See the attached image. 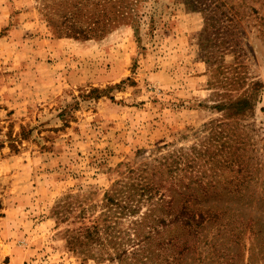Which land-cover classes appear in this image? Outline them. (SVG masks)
I'll use <instances>...</instances> for the list:
<instances>
[{
    "label": "rangeland",
    "instance_id": "1",
    "mask_svg": "<svg viewBox=\"0 0 264 264\" xmlns=\"http://www.w3.org/2000/svg\"><path fill=\"white\" fill-rule=\"evenodd\" d=\"M189 185L264 200V0H0V264H140Z\"/></svg>",
    "mask_w": 264,
    "mask_h": 264
},
{
    "label": "trees",
    "instance_id": "2",
    "mask_svg": "<svg viewBox=\"0 0 264 264\" xmlns=\"http://www.w3.org/2000/svg\"><path fill=\"white\" fill-rule=\"evenodd\" d=\"M239 13L235 11V14ZM251 105L249 97H242L232 102L229 109L241 113ZM144 183L143 186L150 188L148 190L154 188L148 179H145ZM137 185L132 184V189L135 190ZM192 188L195 190L189 191L187 186H185L186 190L174 188L175 195L169 200H165L166 195L162 194L157 201H153V206L145 220L134 223L135 240L134 238L132 240L134 242V251H132L135 263L183 264L192 252L197 251V258L203 264H216L220 259L227 260L226 264H238L237 261L241 258L243 250V254L244 252L245 255L247 254V264H250L252 246L245 247L241 243L245 227L248 226L249 239L252 236L254 244L257 242L259 244L256 254L261 256L263 263L258 264H264V200L257 205L256 214L250 217L253 198L247 194L233 200L232 194L230 196L224 193L218 197L215 193L212 195L206 191L199 193L196 187ZM133 190L130 191L129 198L134 197ZM152 198L153 195H150L148 199ZM216 200H225L228 203L223 206L216 203ZM232 201H236L237 204H231ZM209 202L216 205L212 207ZM166 207L168 211L166 215H172L170 220L167 219L168 216L159 215L160 209L162 208L164 212L163 208ZM147 221L148 230L143 232L146 226L144 223ZM155 240H159L157 244ZM198 242L202 246L200 249Z\"/></svg>",
    "mask_w": 264,
    "mask_h": 264
}]
</instances>
